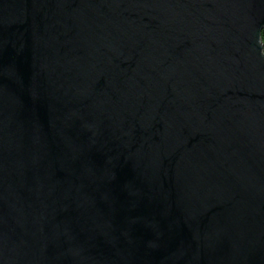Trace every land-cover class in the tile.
I'll return each instance as SVG.
<instances>
[{
	"label": "water",
	"instance_id": "1",
	"mask_svg": "<svg viewBox=\"0 0 264 264\" xmlns=\"http://www.w3.org/2000/svg\"><path fill=\"white\" fill-rule=\"evenodd\" d=\"M264 0H0V264H264Z\"/></svg>",
	"mask_w": 264,
	"mask_h": 264
},
{
	"label": "trees",
	"instance_id": "2",
	"mask_svg": "<svg viewBox=\"0 0 264 264\" xmlns=\"http://www.w3.org/2000/svg\"><path fill=\"white\" fill-rule=\"evenodd\" d=\"M261 37H262V41H263V44H264V29L262 30V35H261Z\"/></svg>",
	"mask_w": 264,
	"mask_h": 264
}]
</instances>
